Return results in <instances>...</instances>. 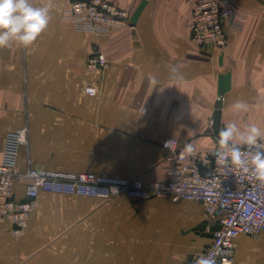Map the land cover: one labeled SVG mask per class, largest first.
Wrapping results in <instances>:
<instances>
[{
	"label": "crops",
	"instance_id": "obj_1",
	"mask_svg": "<svg viewBox=\"0 0 264 264\" xmlns=\"http://www.w3.org/2000/svg\"><path fill=\"white\" fill-rule=\"evenodd\" d=\"M71 1L54 0L33 45L0 49V152L9 133L27 129L21 170L166 179L164 140L210 151L220 100L222 127L264 131V0H230L248 20L222 49L191 37L199 0H108L130 16L107 35L65 20ZM94 55L107 65L90 67ZM14 191L24 198L22 183ZM213 225L196 201L41 192L21 235L0 222V264H198ZM233 264H264V233L238 236Z\"/></svg>",
	"mask_w": 264,
	"mask_h": 264
},
{
	"label": "built area",
	"instance_id": "obj_2",
	"mask_svg": "<svg viewBox=\"0 0 264 264\" xmlns=\"http://www.w3.org/2000/svg\"><path fill=\"white\" fill-rule=\"evenodd\" d=\"M129 16L127 10L108 0H72L63 12V18L74 23L78 30L96 35H107L127 26ZM247 20L248 14L230 0H199L192 10L188 28L201 48L222 49L227 44L228 34L241 32ZM106 65L107 60L101 55L89 59L92 68ZM90 93L95 94V90ZM27 145L28 130L20 129L6 136L0 152V222H9L16 236L25 230L41 192L103 199L127 195L138 200L164 197L172 202H200L214 225H220L201 257L214 264L234 263L236 239L241 234L255 237L264 233V183L235 166L218 161L213 155L218 144L208 152L187 155L184 145L176 138H166L162 148L168 164L167 177L152 183L91 172L38 169L30 163L21 170L18 157ZM201 166L211 170L210 176L202 175ZM16 183L24 185L21 200L15 197Z\"/></svg>",
	"mask_w": 264,
	"mask_h": 264
},
{
	"label": "clouds",
	"instance_id": "obj_3",
	"mask_svg": "<svg viewBox=\"0 0 264 264\" xmlns=\"http://www.w3.org/2000/svg\"><path fill=\"white\" fill-rule=\"evenodd\" d=\"M53 6L54 0H41L40 6H35L32 0H0V49L33 45L49 27ZM173 71H177L175 66ZM234 107L239 110L244 105L237 101ZM216 143L219 147L213 155L218 161L264 183V131L260 127L251 124L242 130L235 122L229 123L219 129ZM183 151L192 155L194 147L186 143ZM199 264L214 262L201 259Z\"/></svg>",
	"mask_w": 264,
	"mask_h": 264
},
{
	"label": "water",
	"instance_id": "obj_4",
	"mask_svg": "<svg viewBox=\"0 0 264 264\" xmlns=\"http://www.w3.org/2000/svg\"><path fill=\"white\" fill-rule=\"evenodd\" d=\"M221 110H222V101L220 100L216 106V111L213 119V130L214 133L218 135L219 129L222 127L221 125ZM201 173L203 176H210L211 170L205 168L203 166L200 167ZM220 229V225H213L210 229V233L208 234L210 238H213L214 232Z\"/></svg>",
	"mask_w": 264,
	"mask_h": 264
}]
</instances>
